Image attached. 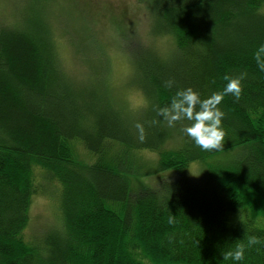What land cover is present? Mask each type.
Returning a JSON list of instances; mask_svg holds the SVG:
<instances>
[{"label":"trees","instance_id":"obj_1","mask_svg":"<svg viewBox=\"0 0 264 264\" xmlns=\"http://www.w3.org/2000/svg\"><path fill=\"white\" fill-rule=\"evenodd\" d=\"M139 1L146 24L125 29L122 48L130 39L142 45L126 52L144 100L143 140L104 78L88 87L66 75L49 0H19L0 15V264H235L223 255L249 235L262 243L246 247L238 264H264V71L254 59L264 44V0ZM163 38L172 42L165 56ZM241 75L239 98L229 93L218 105V150L195 145L181 131L189 121L169 127L157 114L177 89L204 99ZM76 143L93 162L77 156ZM194 162L204 165L200 183L185 175ZM160 171L181 176L132 184L131 176ZM44 183L57 186L60 224L26 239Z\"/></svg>","mask_w":264,"mask_h":264},{"label":"rangeland","instance_id":"obj_2","mask_svg":"<svg viewBox=\"0 0 264 264\" xmlns=\"http://www.w3.org/2000/svg\"><path fill=\"white\" fill-rule=\"evenodd\" d=\"M14 1V2H13ZM19 0H0V15L6 16L7 8ZM49 17L55 32L58 55L61 66L68 77L78 83L85 82L88 87L95 79L105 81L103 86L118 106L129 110V113L139 121V108L144 104L143 96L133 84V62L126 50L142 46L140 42L134 45L130 39L126 49L122 48V36L126 39L125 29L143 30L146 24V11L139 0H49ZM69 22V24H68ZM69 26V27H68ZM80 32L84 41H80L73 32ZM149 31V30H148ZM87 32L89 35H87ZM76 35V36H75ZM129 35V34H127ZM79 40L81 45L72 43ZM172 42L163 38L158 42L160 53L165 56L171 49ZM129 48V49H127ZM81 49V51H80ZM101 67V70L98 69ZM99 72V73H98ZM77 156L85 163L94 161L80 143H76ZM142 158L149 162L157 159L155 153L138 151ZM217 159L216 157L213 160ZM141 163V162H140ZM153 167V163L149 168ZM204 165L198 162L188 166L187 174L193 181H203ZM144 171V170H142ZM36 180H43L41 172H34ZM181 176L173 171H160L152 175L131 176L132 184L139 181L156 187L162 180H176ZM43 193L32 200L29 210V222L24 230V237L40 236L60 224L58 215L59 199L57 186L43 185ZM249 204L255 205L256 202Z\"/></svg>","mask_w":264,"mask_h":264},{"label":"clouds","instance_id":"obj_3","mask_svg":"<svg viewBox=\"0 0 264 264\" xmlns=\"http://www.w3.org/2000/svg\"><path fill=\"white\" fill-rule=\"evenodd\" d=\"M254 59L257 67L264 71V44H260L254 52ZM243 76H226L227 83L220 92H213L207 98L201 99L200 94L191 87L177 89L175 95L167 107L157 109V114L167 122L169 127L174 126L175 122L187 120L190 123L184 125L181 131L189 137L192 142L202 150H218L222 147L224 129L222 118L224 112L218 107L226 94H232L239 98L241 93V80ZM173 81L165 82L166 87H171ZM156 123V121H153ZM140 140L144 139V126L137 122L135 125ZM171 222V217H169ZM260 237L249 235L247 244L237 243L234 248L226 251L223 259L231 260L238 264L245 256L246 247L261 244Z\"/></svg>","mask_w":264,"mask_h":264}]
</instances>
